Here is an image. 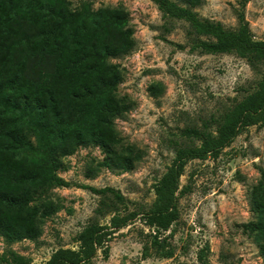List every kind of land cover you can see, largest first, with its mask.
Returning <instances> with one entry per match:
<instances>
[{"label": "trees", "instance_id": "trees-1", "mask_svg": "<svg viewBox=\"0 0 264 264\" xmlns=\"http://www.w3.org/2000/svg\"><path fill=\"white\" fill-rule=\"evenodd\" d=\"M164 17L188 27L191 50L205 55H235L256 74L255 88L221 121L210 119L181 132L175 156L154 185L147 211L127 210L119 192L89 188L99 197L94 218L76 236L77 249H58L42 264H93L108 258L114 235L139 222L142 256L169 258L165 233L178 221L180 178L188 163L216 159L250 127L264 128V37L255 40L239 1L237 27L201 19L194 11L203 0H151ZM80 16L78 19L77 16ZM134 48L127 14L120 8L71 9L69 0H0V239L7 247L41 235L54 212L45 201L54 189L70 184L59 176L64 161L80 148H98L100 167L127 172L141 159L124 146L114 121L128 106L115 95L122 80L110 60ZM215 126V127H214ZM254 221L242 225L264 258V169L250 194ZM108 219V224L99 221ZM0 264H32L7 248Z\"/></svg>", "mask_w": 264, "mask_h": 264}, {"label": "rangeland", "instance_id": "rangeland-1", "mask_svg": "<svg viewBox=\"0 0 264 264\" xmlns=\"http://www.w3.org/2000/svg\"><path fill=\"white\" fill-rule=\"evenodd\" d=\"M183 5L181 0H170ZM194 11L201 19L235 30L240 0H203ZM71 9L83 5L93 11L120 8L127 14L134 48L110 60L122 75L115 95L128 111L114 121L124 146L141 159L131 171L100 167L98 148H80L64 161L59 176L70 184L54 189L45 204L54 212L41 226L35 241L7 247L0 239V256L7 248L42 264L58 249L76 250V236L94 218L99 197L85 187L113 189L127 210L147 211L155 201L153 187L160 180L190 126L224 115L255 88L260 74L235 55H205L191 50L188 27L164 17L151 0H69ZM245 21L255 40L264 37V0H248ZM78 19L80 16H77ZM215 127V126H214ZM264 169V128L250 127L238 135L218 158L192 161L180 178L183 191L177 202L178 221L165 233L169 258L142 256L139 222L117 232L109 242L107 259L93 264H264L257 246L242 232L254 221L250 194ZM108 224V219L100 220Z\"/></svg>", "mask_w": 264, "mask_h": 264}]
</instances>
